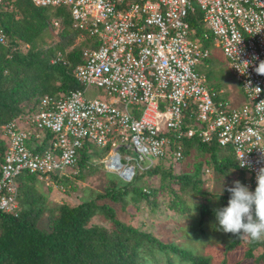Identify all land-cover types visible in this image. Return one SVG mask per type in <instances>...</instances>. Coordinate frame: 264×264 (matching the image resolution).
Returning <instances> with one entry per match:
<instances>
[{
	"label": "built area",
	"instance_id": "built-area-1",
	"mask_svg": "<svg viewBox=\"0 0 264 264\" xmlns=\"http://www.w3.org/2000/svg\"><path fill=\"white\" fill-rule=\"evenodd\" d=\"M30 1L65 6L79 32L75 40L94 41L81 48L82 62L72 69L78 88L44 95L37 108L0 124V212H18V175L50 184L51 175L75 166L85 142L104 149L102 170L127 182L160 161L180 162L183 138L229 147L247 175L244 184L257 186L264 113L255 104L264 100V76L254 68L264 61V0ZM195 9L208 31L200 37L187 21ZM51 22L60 29L59 20ZM209 44L220 48L241 88L245 100L239 106L201 72ZM245 61L249 67L241 74ZM248 80L262 89L254 99L243 89ZM89 86L99 93L86 97Z\"/></svg>",
	"mask_w": 264,
	"mask_h": 264
},
{
	"label": "trees",
	"instance_id": "trees-1",
	"mask_svg": "<svg viewBox=\"0 0 264 264\" xmlns=\"http://www.w3.org/2000/svg\"><path fill=\"white\" fill-rule=\"evenodd\" d=\"M53 19L59 20L61 40L51 43L46 39L51 37V28L54 29ZM187 21L196 36L208 33L197 9L189 13ZM0 28L5 37L4 43H0V124L37 108L44 95L79 87L72 69L82 62L81 48L94 40L84 36L70 46L79 32L71 28L65 6L38 7L30 0H3ZM182 143L183 157L192 150L199 151L191 160L184 157L190 169L173 173L170 165L165 169L166 166L159 168L158 164L145 169L146 176L158 177L156 186L148 177L138 181L143 170L137 171L128 182L105 172L98 161L104 149L85 142L78 150L73 178L70 180L67 172L63 177L54 174L52 183L65 187L66 193L74 191L73 179H82L99 165L105 184L97 190L88 189V197H79L72 205L50 201L46 191H39L33 174L18 175L15 179L18 212L16 215L0 212V264H211L208 256L194 253L186 244L159 240L152 230L143 228L145 222L142 224L139 218L140 211L147 206L148 211L158 207L157 193L165 191L166 207L173 210V215L191 217L195 224L192 234H198L196 226L204 223L207 216L216 217L211 207L228 205L227 189L220 192L206 189L203 168L211 169V184L233 170L243 171L237 167L231 149L195 139L183 138ZM3 149L0 138V161ZM46 186L50 189V185ZM250 189L254 191L255 187ZM184 194H188L189 202L183 199ZM127 205L132 211L119 217L115 209L123 212ZM134 217L138 219L132 224ZM212 230L228 237L225 251L239 247L235 251L238 258L230 260V264H264V242L226 234L219 230L218 222ZM256 249L260 251L255 253ZM226 261L224 256L221 264Z\"/></svg>",
	"mask_w": 264,
	"mask_h": 264
},
{
	"label": "rangeland",
	"instance_id": "rangeland-1",
	"mask_svg": "<svg viewBox=\"0 0 264 264\" xmlns=\"http://www.w3.org/2000/svg\"><path fill=\"white\" fill-rule=\"evenodd\" d=\"M14 10V7L12 8ZM15 17H18L16 15ZM52 19V18H51ZM47 41L53 43L58 42L61 40V37L59 35V30L51 28V37L46 39ZM80 40H75L71 43L70 46H72L74 43H78ZM70 46L68 48H70ZM19 50L24 51L23 47H18ZM206 64L205 66L201 67V72L205 75L207 79V83L209 86L215 88V89H223L225 91V95L227 100L232 106H239L243 100H245L244 95L241 91V88L239 87V84L234 80V77L230 71L229 65L227 60L224 58V56L221 53V50L219 47H215L212 44H209V56L204 61ZM98 89L95 87L89 86L84 95L86 97H93L97 95ZM194 149V148H193ZM221 152V151H220ZM199 151L192 150L191 153L187 157L188 160L193 159L194 156L198 155ZM206 156V155H204ZM181 160V162L173 163L171 166L173 168V173H177L180 170L181 171H187L190 169V163L185 162L187 159L184 158ZM158 167L161 168L162 166L169 165L168 161H163L157 163ZM209 168V166H208ZM101 167L97 165V170L92 172L91 174H85V176L82 179H73L76 184V188L74 191L65 192V187H59L53 183L47 184L50 185V189H48V186H46L45 183L41 182L39 179H36V185L39 189V191H46V193L49 196L50 201L55 203L65 202L67 204H76L80 198H87L89 194V190H97L101 188V185L105 184V179L102 176V172L100 171ZM205 173L204 176V185L206 186V189H208L209 192L216 191L220 192L222 189H227L229 187L234 186L233 181L239 180L242 184L244 182H247V175L243 171H231L228 176H225L223 178H219L215 181V183L211 184V175L210 172ZM77 167L76 165L73 166L71 169L66 170L65 172H59L58 175L60 177H63L66 173V176L69 177L71 180L73 177L71 176L72 173H76ZM236 172V173H235ZM114 176L117 177L116 174L112 173ZM147 171L143 170L140 175V179L138 181L147 178L146 176ZM147 180L151 182L153 185L158 186L159 181L158 177L151 176L148 177ZM118 181H121L118 179ZM174 184V183H172ZM245 185V184H244ZM247 186V185H245ZM173 187H176L175 184ZM249 187V186H247ZM251 187H249V190ZM183 199L187 200L189 202L188 194H184ZM157 199L159 201L158 207L154 211H148L149 207L147 206L139 213V218L142 222L143 228H148L152 230L156 235L157 238L161 241H174L178 244H186L189 246L194 253L206 255L209 257V260L211 264H221V261H223L224 256L226 257L227 261L225 264H230V260H235L238 258L237 253L235 251L239 250L238 246H235L233 250L225 251V240L227 236L222 234L220 231L215 230L214 232L212 230V227H216L217 220L214 216H207L206 221L202 223L201 225L196 226V229L198 228V234H192V227L194 228L195 224L191 217H179L176 215H173V210L169 207H166L165 202V191H160L157 193ZM213 210L219 209L218 205L211 207ZM132 211V208H130L129 205L126 206V211H120L118 208L115 209V213L119 217H126V214L128 212ZM153 212V213H151ZM137 217H134L132 219V224H135ZM216 220V221H215ZM191 225V226H188ZM154 226L155 229H154ZM195 237V238H194ZM228 238V237H227ZM243 242H245L243 240ZM240 246V245H239ZM260 249H256L255 253H258ZM228 252V253H226ZM228 255V257H227ZM241 264H245L241 262Z\"/></svg>",
	"mask_w": 264,
	"mask_h": 264
},
{
	"label": "clouds",
	"instance_id": "clouds-1",
	"mask_svg": "<svg viewBox=\"0 0 264 264\" xmlns=\"http://www.w3.org/2000/svg\"><path fill=\"white\" fill-rule=\"evenodd\" d=\"M242 65H245L244 72L238 70L244 74L249 62L245 61ZM254 71L264 76V61H260ZM243 89L246 93L252 94L253 99L262 91L259 85L253 87L251 80L245 83ZM255 110L264 113V100L255 104ZM243 157L244 155L239 158L241 167L245 166ZM256 180L257 186L254 191H250L249 187L239 180L233 181L234 186L227 188L230 193L228 205L214 211L219 230L222 232L250 242H264V168L259 169Z\"/></svg>",
	"mask_w": 264,
	"mask_h": 264
}]
</instances>
